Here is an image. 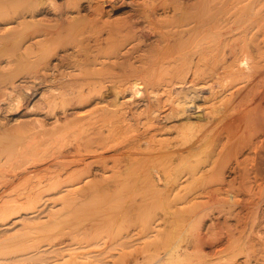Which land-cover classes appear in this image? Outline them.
<instances>
[{
  "label": "bare ground",
  "instance_id": "obj_1",
  "mask_svg": "<svg viewBox=\"0 0 264 264\" xmlns=\"http://www.w3.org/2000/svg\"><path fill=\"white\" fill-rule=\"evenodd\" d=\"M0 264H264V0H0Z\"/></svg>",
  "mask_w": 264,
  "mask_h": 264
},
{
  "label": "rangeland",
  "instance_id": "obj_2",
  "mask_svg": "<svg viewBox=\"0 0 264 264\" xmlns=\"http://www.w3.org/2000/svg\"><path fill=\"white\" fill-rule=\"evenodd\" d=\"M207 91H208V90H207V88H206L205 91H204V93H205V92L207 93ZM206 93H205V94H206Z\"/></svg>",
  "mask_w": 264,
  "mask_h": 264
}]
</instances>
